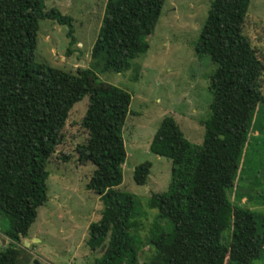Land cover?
<instances>
[{
    "label": "trees",
    "instance_id": "1",
    "mask_svg": "<svg viewBox=\"0 0 264 264\" xmlns=\"http://www.w3.org/2000/svg\"><path fill=\"white\" fill-rule=\"evenodd\" d=\"M162 2L106 0L89 51L91 66L65 71L34 60L36 30L39 19L65 25L68 55L73 18L45 9L42 0H0V215L10 240L0 248V264H16V244L46 201V162L61 141L69 110L83 96L79 125L86 138L74 149L78 161L93 166L85 189L101 203L85 240L89 250L100 252L93 264H252L264 256V215L230 196L256 106L264 101L258 85L264 65L242 30L249 0H209L193 43L195 53L214 64L202 139L192 145L170 115L160 119L148 150L170 161V178L165 190L146 200L156 214L144 238L134 197L119 188L130 95L99 80L92 68L128 69L146 51L145 37ZM149 168L148 161L134 166L132 180L144 184ZM145 245L149 255L139 263Z\"/></svg>",
    "mask_w": 264,
    "mask_h": 264
},
{
    "label": "rangeland",
    "instance_id": "2",
    "mask_svg": "<svg viewBox=\"0 0 264 264\" xmlns=\"http://www.w3.org/2000/svg\"><path fill=\"white\" fill-rule=\"evenodd\" d=\"M106 0H42L43 7H55L73 18L75 42L66 55V26L39 19L34 60L65 71L90 67V47L101 23ZM209 0H163L152 32L145 37L147 49L131 59L128 69L114 72L92 68L99 80L117 86L130 95L129 112L122 126L126 157L121 164L119 188L132 194L136 202L138 233L141 238L156 214L146 206L153 192L166 189L170 161L148 150L150 139L164 115H170L192 145L201 142L202 122L208 113V76L214 64L193 49ZM243 33L264 65V0H249ZM258 85L264 96V66ZM83 96L68 112L62 138L46 162V201L36 208V216L26 237L16 244V264H93L98 250L85 245L87 225L98 219L101 203L85 189L92 170L89 162L77 160L75 145L85 141L79 121L86 108ZM58 157H57V156ZM62 155L67 157L62 160ZM241 168L230 190L233 202L264 215V101L256 106ZM150 163L144 184L132 180L134 166ZM7 221L0 215V248L10 240L3 236ZM3 239V242H2ZM24 239L28 244H24ZM145 245L138 262L146 260ZM252 264H264V256Z\"/></svg>",
    "mask_w": 264,
    "mask_h": 264
},
{
    "label": "water",
    "instance_id": "3",
    "mask_svg": "<svg viewBox=\"0 0 264 264\" xmlns=\"http://www.w3.org/2000/svg\"><path fill=\"white\" fill-rule=\"evenodd\" d=\"M2 242H3V239H2ZM24 244L27 245L28 244V241L24 239Z\"/></svg>",
    "mask_w": 264,
    "mask_h": 264
}]
</instances>
